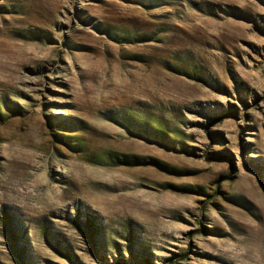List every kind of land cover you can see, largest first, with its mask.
Segmentation results:
<instances>
[{"label": "rangeland", "instance_id": "1", "mask_svg": "<svg viewBox=\"0 0 264 264\" xmlns=\"http://www.w3.org/2000/svg\"><path fill=\"white\" fill-rule=\"evenodd\" d=\"M0 264H264V0H0Z\"/></svg>", "mask_w": 264, "mask_h": 264}]
</instances>
